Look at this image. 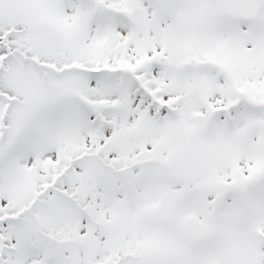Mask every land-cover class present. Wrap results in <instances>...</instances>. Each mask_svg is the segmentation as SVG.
<instances>
[{
	"label": "snow or ice",
	"instance_id": "obj_1",
	"mask_svg": "<svg viewBox=\"0 0 264 264\" xmlns=\"http://www.w3.org/2000/svg\"><path fill=\"white\" fill-rule=\"evenodd\" d=\"M0 264H264V0H0Z\"/></svg>",
	"mask_w": 264,
	"mask_h": 264
}]
</instances>
